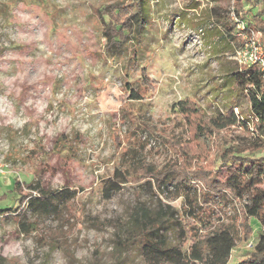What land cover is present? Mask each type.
I'll return each mask as SVG.
<instances>
[{
	"label": "rangeland",
	"instance_id": "374dc122",
	"mask_svg": "<svg viewBox=\"0 0 264 264\" xmlns=\"http://www.w3.org/2000/svg\"><path fill=\"white\" fill-rule=\"evenodd\" d=\"M118 1L132 0H0L3 191L18 180L79 195L58 216L39 219L30 235L21 234L14 216L0 218V264H153L137 245L117 246L114 224L137 202L181 212V201L162 198L151 180L126 185L110 201L102 187L127 148L144 145L156 163L173 155L164 139H187L178 102L192 98L211 115L232 102L234 84L224 78L236 48L220 40L212 19L216 5L228 11L232 1L148 0L151 19L140 43L132 40L112 58L98 10ZM134 92L142 99H132ZM236 102V113L247 114L248 100ZM251 223L253 235L229 264L257 244L260 226Z\"/></svg>",
	"mask_w": 264,
	"mask_h": 264
},
{
	"label": "trees",
	"instance_id": "16d2710c",
	"mask_svg": "<svg viewBox=\"0 0 264 264\" xmlns=\"http://www.w3.org/2000/svg\"><path fill=\"white\" fill-rule=\"evenodd\" d=\"M213 1L221 4L223 0ZM230 1L231 10L221 5L212 9L213 29H219L220 40L238 47L234 13L245 32L261 33L264 46V0ZM150 13L148 0L118 1L100 8L106 53L118 58L129 42L140 43ZM224 80L234 84L226 111L211 115L192 98L174 106L187 139H164L168 152H173L166 161H150L143 153L144 145L141 150L127 148L117 161L102 187L106 200L128 184L151 180L162 198L182 203L181 212L135 203L129 217L114 224L118 247L128 250V245L135 244L153 264L160 258L172 264H229L234 250L253 235L254 221L260 226L258 242L238 264H264V72L258 64L234 62ZM239 96L248 100L247 114L235 111ZM132 99L142 98L134 92ZM238 129L243 135L236 134ZM25 183L15 180L4 192L0 181V218L14 216L23 235L36 233L39 219L58 216L79 196L70 187L44 191L38 184ZM9 195L18 200L17 209L9 204Z\"/></svg>",
	"mask_w": 264,
	"mask_h": 264
},
{
	"label": "built area",
	"instance_id": "2783aa9c",
	"mask_svg": "<svg viewBox=\"0 0 264 264\" xmlns=\"http://www.w3.org/2000/svg\"><path fill=\"white\" fill-rule=\"evenodd\" d=\"M232 19L237 22L239 32L237 34L239 45L236 48L234 59L240 65L258 64L264 72V46L262 35L255 31H244V23L238 22L235 14L232 13Z\"/></svg>",
	"mask_w": 264,
	"mask_h": 264
}]
</instances>
